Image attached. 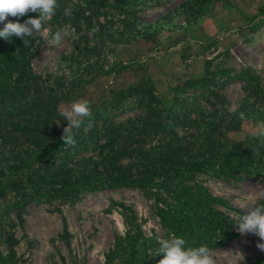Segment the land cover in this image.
<instances>
[{
  "label": "rangeland",
  "instance_id": "obj_1",
  "mask_svg": "<svg viewBox=\"0 0 264 264\" xmlns=\"http://www.w3.org/2000/svg\"><path fill=\"white\" fill-rule=\"evenodd\" d=\"M69 1L83 7L88 0ZM183 1L142 0L133 12L125 13L113 6L115 0H97L92 11L94 32L86 44L64 37L59 47L49 45L51 34L67 23L48 22L50 32L34 34L30 66L41 85L59 92L80 80L83 87L77 89L82 93L77 100L59 101V113L76 101L94 103L104 90L142 77L152 81L160 98L168 99L175 85L210 72L216 73L215 84L208 88L213 93L186 91L185 106L175 107L178 117L200 119L210 113L225 115L226 120L241 117L248 89L235 76L249 69L264 85V0H201L203 13L190 22ZM263 112L241 119L239 126L222 124L219 137L231 147L257 152L264 147L254 135L264 124L257 117ZM139 113L140 108L132 106L117 119ZM58 120L64 118L59 114ZM176 131L195 135L187 125L179 124ZM188 181L225 203L217 209L232 232L224 244L209 248L216 264H264V252L256 247L259 238L241 235L235 227L246 212L243 204L251 209L264 200V175L197 172ZM154 191L129 186L85 190L73 200H33L19 216L12 212L0 219V255L8 258V264H125L126 253L116 251L119 238L129 235L137 245L140 235L156 242L173 236L156 214Z\"/></svg>",
  "mask_w": 264,
  "mask_h": 264
},
{
  "label": "trees",
  "instance_id": "obj_2",
  "mask_svg": "<svg viewBox=\"0 0 264 264\" xmlns=\"http://www.w3.org/2000/svg\"><path fill=\"white\" fill-rule=\"evenodd\" d=\"M139 1L115 0L113 6L125 13L133 12ZM57 2L55 15L48 22L70 24L79 37L76 41L86 44L89 33L94 32L92 11L97 0H88L83 7L69 0ZM200 2L183 1L187 22L202 15ZM69 7L72 13L65 16L64 9ZM36 16L28 12L18 21L14 17L8 20L23 23ZM140 35L146 36L141 31ZM28 39L30 45L26 47L15 36L11 43L0 39V219L12 212L19 216L33 200H73L85 190L129 186L151 192L154 187L161 225L168 233L183 238L185 247L224 244L232 230L217 206L225 203L188 180L197 172L264 175V147H258L257 152L241 150L219 137L220 127L239 126L241 119L264 111V85L252 71L243 70L235 76L243 79L248 89L240 106L243 118L234 115L226 120L225 115L218 117L215 113L200 119L178 117L175 107L185 106L189 98L185 92L208 90L215 84L216 73L205 72L183 80L173 87L168 99L160 98L152 81L142 77L110 87L98 101L89 103L92 116L84 119L80 129H73L76 143L69 146L60 139L67 123L58 120L57 107L60 100L80 98L82 93L77 89L83 87L79 80L59 92L44 88L31 70L32 38ZM132 106L140 108L138 115L117 119ZM257 117L264 121V115ZM179 124L190 126L195 135H179ZM129 237L119 238L116 245V251L126 253L122 257L125 264H156L162 258L147 255L148 248L156 251L154 248L159 247L155 240L140 235L136 245ZM135 253L140 257L136 258ZM6 259L0 255V264H8Z\"/></svg>",
  "mask_w": 264,
  "mask_h": 264
},
{
  "label": "clouds",
  "instance_id": "obj_3",
  "mask_svg": "<svg viewBox=\"0 0 264 264\" xmlns=\"http://www.w3.org/2000/svg\"><path fill=\"white\" fill-rule=\"evenodd\" d=\"M57 7V0H0V24L3 25L0 27V39L11 43V37L15 36L23 40L24 47L29 46L28 38L34 34L50 32V27L47 26L48 21L55 15ZM28 12L36 13L37 16L26 19L23 23L8 20V17H14L18 21ZM71 13L70 7L64 9L65 16H70ZM64 37L73 40L79 38L75 35V29L69 24L51 34L49 45L59 47ZM59 114L64 118V121H67V126L63 128L60 139L65 145L74 146L76 141L73 129H80L84 119L92 116L89 102L87 100L73 102L70 108L61 110ZM241 118H243V114H241ZM59 123L56 124L59 125ZM88 126L91 127V124L89 123ZM254 135L264 145V124L256 128ZM242 207L246 209V212L238 218V223L235 225L236 230L241 235L250 233L257 236L260 242L256 247L264 252V205L249 209L248 204H243ZM158 244L159 247L155 253L147 254L152 257L158 255L162 257L156 261V264H216L207 245L185 247L186 241L175 235L170 239H159Z\"/></svg>",
  "mask_w": 264,
  "mask_h": 264
}]
</instances>
